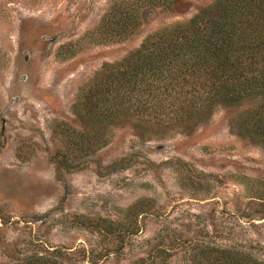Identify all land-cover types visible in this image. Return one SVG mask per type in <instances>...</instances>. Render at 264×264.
<instances>
[{
	"label": "rangeland",
	"instance_id": "rangeland-1",
	"mask_svg": "<svg viewBox=\"0 0 264 264\" xmlns=\"http://www.w3.org/2000/svg\"><path fill=\"white\" fill-rule=\"evenodd\" d=\"M213 1L0 0V264H203L206 245L264 262V140L238 129L249 101L187 131L131 117L97 148L80 139L103 65Z\"/></svg>",
	"mask_w": 264,
	"mask_h": 264
},
{
	"label": "trees",
	"instance_id": "trees-1",
	"mask_svg": "<svg viewBox=\"0 0 264 264\" xmlns=\"http://www.w3.org/2000/svg\"><path fill=\"white\" fill-rule=\"evenodd\" d=\"M243 100L251 104L238 129L264 140V0H214L150 34L123 60L103 65L80 99L83 127L94 132L80 139L97 148L105 128L131 117L140 126L182 124L187 131L214 105L238 107ZM137 226H121V236ZM199 256L203 264H264L231 247L206 245ZM11 264L65 263L33 256Z\"/></svg>",
	"mask_w": 264,
	"mask_h": 264
}]
</instances>
